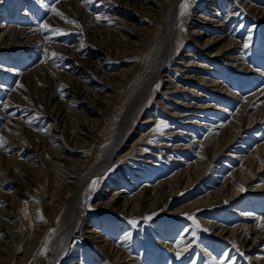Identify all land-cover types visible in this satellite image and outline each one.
Instances as JSON below:
<instances>
[{"label": "rangeland", "instance_id": "1", "mask_svg": "<svg viewBox=\"0 0 264 264\" xmlns=\"http://www.w3.org/2000/svg\"><path fill=\"white\" fill-rule=\"evenodd\" d=\"M187 1L190 3L187 9H185L184 5ZM191 1L193 0H179L176 6V16L178 17L183 9L185 15L180 23H178L176 17V28L182 32L178 41L182 42V44L177 55L174 51L175 47L173 48L172 52L175 59L163 67L161 81L157 77L152 87L137 101L133 112L127 119L126 127L123 123V142L126 148L122 151V154L127 153L134 144H137L142 151H148L152 148L153 150H157L153 153L155 159L147 158L146 160L141 156V159L138 161L140 164L139 167L132 171V179L126 178L127 175L124 173V167L127 169L126 164L121 163L116 168L113 164V166H110L111 168L109 167L110 174L104 180L96 176L95 179L85 185L81 197L84 205L92 202L102 191L107 196H110L116 191L132 196V194L139 192L144 187L154 186L153 184L156 185L161 180L164 181L167 178H172V176L175 178L176 171H179L182 167L185 168L188 165L194 164L199 159L197 153L192 148L189 149L188 145L192 147L195 141H202L206 136L210 135L212 128L217 129L214 133H217L219 128L221 131L222 127L233 121L238 112L241 111L244 100H247V98H253V102H257L255 100L258 99H264V23L262 24V22L256 21L248 11L244 13L241 10H237V12L231 15L227 22L228 6L231 3L234 4L232 0H200L198 2L195 1L194 5ZM245 1L253 2L261 6L264 3V0ZM235 4H238V2ZM192 6L194 7L192 8ZM217 8L219 10L218 12L214 10ZM161 11L165 15L167 14V8L164 7ZM58 12L62 13L63 17L58 15ZM243 13L246 15L245 21L243 20ZM200 14L202 17L203 14L204 17L205 15L208 17L211 15L213 20H218V23H206L203 28V34L205 32L206 34L217 37L221 35H228V37L231 35L234 36L237 43L231 49V57L221 58V56H213V53L199 50L198 42L192 35V31L198 27L197 17ZM97 17H100L101 20L97 19ZM118 19L125 20L123 21L125 26L132 29L133 27L131 25L133 23L137 25L139 21L145 20L143 25L134 28L136 31L133 30L136 37L142 43L149 35L153 37L158 32L157 27L159 23L157 21L148 17L146 13L124 6L116 0H0V138L3 139V145L0 146V188L7 191L10 190V197L14 199V196H19L27 205L29 204L26 203L30 198L29 196L32 197L33 202L42 201L38 211L43 220H49V222L52 220V213L46 211L43 202H48L49 199L55 196V193L51 191L49 186L46 189L44 182L42 185L39 182L36 184V179H33L32 182L35 183L33 194H23L25 188H22L20 183L11 181L13 176H8L6 173L7 166L4 157L14 153V150L9 151V153L6 152L5 144L11 141L13 143H19L21 141V138L16 133L20 119H25L30 115V113H27L30 110L29 103L38 104L42 100V89L45 92L44 100L49 101L52 97V95L50 96L52 94V91H50V88L52 89L51 84L53 88H56L54 91L56 90L60 95L55 102L52 101L51 104L53 106L55 104H64L63 100H60L61 95L67 92L70 87H63L59 92L57 88L60 89L61 86H64L69 78L74 77L77 79L82 76L84 77L86 73H96L98 76L95 77V82L104 83L105 81L101 78L100 72L109 65L114 69L117 67L120 70L127 69V73L130 74V79L133 84H139L142 75H145L146 80H150L151 74L156 71L151 64L153 58L151 45L139 48L142 62L139 61L138 63V58L135 55H125L122 57L121 53L119 56L118 54L117 56L107 54V59H104L101 56L105 55L108 50L116 49L117 53L118 50L120 51V48H115L118 44L112 40L101 44H93L90 41L91 35L96 36L95 34L99 33V27L96 24L101 23L100 25L110 27L115 25ZM69 20L75 21V23H69ZM97 20L99 21L98 23ZM45 24L50 28L62 30V33L57 34L50 30H44L43 26ZM198 29L202 31V28ZM252 30H254V33ZM82 44H89V47L80 49L79 45ZM245 44H248V47H245ZM191 52H197V56L193 58L194 56L189 55ZM53 53L57 55L53 56ZM232 55L234 56L232 57ZM182 57L187 59L188 62L192 60L191 66L183 67L180 65V58ZM100 61L102 62L100 63ZM184 64L188 65L187 62ZM169 65H172V67ZM175 65L182 67L181 71L176 70ZM97 66L99 70L96 69ZM108 73L110 74L111 72ZM168 75L171 76L170 81ZM201 77H205V80H199ZM170 82L175 84L172 85L173 87L182 84V88L185 89L186 87L193 90L189 91L185 89L173 95H177L179 100L183 101L182 104H178L180 106L177 108L184 107L186 109L185 116L188 118L194 117V119H187L186 123L179 122L178 131L180 134L175 135L174 138L169 140L167 147L165 142L168 141V136H164L163 132H160L161 134H158V136L152 135V127L156 125V120L154 121L155 117H151L153 121H148V117L151 114L154 116L155 114H167L166 107H164L163 103L166 101L173 102V99H171L173 95L166 94L165 90L166 85ZM132 91L128 95V90L118 100L116 107L113 109L114 113L107 115V120L108 116L109 120L106 124L103 123L104 125L100 127L103 132L101 134L99 133L100 136L98 135L94 139V145L96 146L95 152L88 166L83 170L82 176L89 174L91 168L97 161L107 157L109 153L116 150L118 140L122 133L120 121L125 107L124 104L133 95ZM218 106L219 108H217ZM245 112V115H249L252 110L247 107L245 108ZM211 113L214 115H211ZM48 118L52 119L51 116ZM36 122L34 123L36 127L42 126L40 122ZM254 125L246 128L247 130L244 134L242 133L241 136L237 137L236 140L238 143L234 142L232 144L233 146L230 148L231 153H228L223 159L215 163L211 173L202 179L203 182L201 181L191 192L185 191L180 196L177 195L179 197L176 206L195 200L198 195H200L198 197L204 196L206 195V191L209 192L211 189L213 190L220 186L219 181L222 178L224 180L225 175H230L233 170L242 166V156L244 154L253 151L258 145L264 146V117ZM209 128L211 129L209 130ZM159 129L163 131L162 128ZM146 132H148V138L139 141L140 134ZM157 143L158 147L153 146ZM159 149H163L161 151L162 156L159 157L160 159L157 155ZM237 149L241 153L232 155ZM167 150H170L168 151L169 153L165 152ZM21 156L27 158L24 152L21 153ZM152 160H159V163H154ZM38 162L40 163V161ZM227 168H230V171ZM105 172L101 176H104L106 174ZM110 180L112 181L109 184L108 182ZM253 184H256V182ZM48 190L50 194L47 192ZM25 204L24 210H28ZM215 207L206 208L196 213H184L182 215H168L166 210L154 216L151 213H140L137 217H127L126 214L120 212H114L111 215L105 209L92 208L91 212H81L78 227L72 229L75 237L69 241L68 245H73L74 240L77 239L75 241L78 247L77 249L83 251V258L88 259L90 264H93V262L100 264V262L109 259L108 255L98 249L95 244L87 240H80L81 228L83 227L84 221L88 225V219L100 217L103 218L106 224L116 221L117 228L114 232H111L107 225H97H100L101 230L103 229L102 231H104L106 236L112 237L113 235L114 241L116 243L118 242L119 246L122 249L124 248V251L130 252L131 261H136V264H258L254 260L250 261L245 256V253H251L253 257L260 254L264 258V238L252 250H245L236 242H231L226 237H217L216 232L212 234L207 231L202 227L203 224L199 220L200 218L202 220L204 218H211L212 221L210 223H213L212 227L225 224L229 228L240 224L249 227L250 224L251 226L254 223L256 225L258 221L263 224L264 191L257 190L252 193H243L228 204H220ZM68 209L66 205L56 218L55 224H48L44 232L46 236L45 243L35 249L33 256L25 264H69L66 262L71 259L68 254L54 260V251L51 248L54 242L62 241L65 237L69 226V220L67 219ZM97 209L98 211L107 213H98ZM192 217L195 219H192ZM132 220L137 222L135 226L130 223ZM122 226L126 227L127 233L124 234L122 232ZM129 233H133L132 237H130V240L129 238L125 239ZM17 248L22 249L23 244ZM182 250H184L183 253L180 252ZM178 253L181 254L176 255Z\"/></svg>", "mask_w": 264, "mask_h": 264}, {"label": "bare ground", "instance_id": "2", "mask_svg": "<svg viewBox=\"0 0 264 264\" xmlns=\"http://www.w3.org/2000/svg\"><path fill=\"white\" fill-rule=\"evenodd\" d=\"M116 1L123 4L124 6L146 13L148 17L157 21L159 23V26L157 27L158 32H156L153 37H150L151 35H149L146 39L143 40L142 43L141 41H139L140 39L136 37L133 30L136 31V29L134 28L143 25L145 20L139 21L137 25H134L133 23L131 25L133 27L132 29L125 26V24L123 23V21L125 20L118 19L116 21L117 25H112V23V26L110 27L100 25L101 23L96 24L99 27V33H96V36L91 35L90 41H92L93 44H101L105 43L106 41L112 40L118 44L115 48H120V51L118 50L117 53L116 49L108 50L105 55L101 56L104 59H107V54L110 56H117L118 54L119 56V54L121 53L122 57L125 55H135L138 58V63L139 61L142 62V57L140 56L141 52L139 51V48H144L151 45V52L153 55L151 64L156 71L155 73L151 74L150 80H146L145 75H142V77H140V83L133 84L130 79V74L127 73V69L120 70L119 67L114 69L111 68V65H109L107 68L105 67L104 70L100 72L101 78L105 81L104 83L95 82L94 79L96 76H98L96 75V73H86L84 77L82 76L77 79L74 77L69 78L64 86H61L60 89L57 88L59 92V90H62L63 87H70L67 92L62 93L61 95L60 100H63V105L55 104L52 106V101L55 102L59 98L58 96H60L56 90V92L54 91V89L56 88H53L52 84V89L50 88V91H52V94H50V96L52 95V97L48 102L44 100L45 92L42 89V100H40L38 104L29 103L30 110H28L27 113H30V115L25 119H20V124L17 125L16 133L17 136L21 138V141L19 143H13L11 141L5 144L6 150H4L6 152L9 153V151L14 150V153H11V155H6V157H4L5 164L7 166L6 173L8 176H13L11 181L20 183L21 187L25 188V192H23V194H33L35 188V183L32 182L33 179H36V184H38L39 182L40 185H42V183L44 182L46 189L48 186L49 188H51V191L55 193V196L49 199L48 202L44 201L43 205L44 208H46V211L52 213V220H50L49 222V220H43V218L41 217V214L38 210L42 201L33 202L32 197L29 196L30 198L26 202L29 204L27 205L24 203L25 201L19 196L15 197L13 195L14 199L13 197H10V190L7 191L0 188V264H25L33 256V252L35 251V249L45 243L46 236L44 235V232L46 231V227H48L49 223L55 224L56 218L66 205L69 208L67 215L69 226L64 239L62 241L54 242L51 247L54 251V260H57L63 255L68 254L69 258L71 259L67 260L66 262L69 264H90L88 259L83 258V251L77 249L78 247L75 242L77 239L74 240L73 245H68L69 241L75 237V233L72 231V229L74 227H78L81 212H91L92 208L97 207L98 209L107 210V212L111 215H113L114 212H120L126 214L127 217H137L140 213H151L154 216L157 215V213L166 210L168 215H182L184 213H196L197 211H201L206 208H212L220 204L226 205L243 193H252L253 191L257 190L264 191V146L258 145L256 148H254L253 151L244 154L243 156L241 155L243 162L242 166L238 169L233 170L230 175H225L224 180L222 178L219 181L220 186L214 188L213 190L211 189V191L209 192L206 191V195L204 196L198 197L200 196L198 195L197 198L195 197V200H191L186 204L176 206L178 197L181 194H183L185 191L191 192L198 184H200L205 176L211 173V170H213L212 168L214 167L215 163L218 162V160L223 159L225 155L231 153L230 148L233 146L232 144L234 142H237V137L241 136L242 133L244 134V132L247 130L246 128L254 125L264 117V99H258L255 100L257 102H253V98H247V100H244L242 108L240 107L241 111L238 112L233 121H231L224 127L221 126V131L219 128L217 133H214V131L217 129L209 128V130L211 129L210 135L206 136L200 142L195 141L196 145L194 144V146L192 147L188 145L189 149L192 148L193 151L197 153L199 159L194 164L188 165L185 168L182 167L183 169L180 168L179 171H176L175 178L173 176L172 178H164V181L161 180L156 185L153 184L154 186L148 188L144 187L139 192L132 194V196L128 195L127 193L122 194V192L116 190V192H113L110 196H107L102 191V193H100V195H98L92 202H88L86 205L82 203L81 197L85 185H87L89 181L95 179L96 176L104 180L105 177L110 174L109 167L113 166V164L115 165V168L119 167L118 165L121 163L126 164L127 169L124 167V173H126L127 175L126 178L132 179V171L136 170L139 167L140 164L138 161L141 159V156H143V159L146 160L147 158L155 159V157H153V153L157 150H153L152 148L148 151H142L140 146L138 147L137 144H134L130 148V151H128L127 153L122 154V151L126 148L125 143L123 142V123L125 126L128 117H130L135 104H137V101L141 98V96L150 87H152L153 83L157 79L161 81V72L163 67L167 63H171L175 59V56L172 52L173 48L175 47L174 51L177 55L182 44V42L178 41L182 32L179 31L180 29L178 30L176 28V6L179 0ZM195 1L198 2L200 0H193L191 1V3L194 5ZM232 1L234 2V4L231 3L228 6L229 10L227 11L226 16L227 22L231 15L237 12V10H241L244 13L245 11H248L251 14V17L255 18L256 21H260L262 22V24L264 23V3L261 6L245 0ZM236 2H238L239 5L235 4ZM186 3L189 6L190 2L187 1ZM164 7L167 8L166 15L161 11ZM193 7L194 6H192V8ZM183 10L177 17L178 23L182 21L185 15ZM214 10L217 12L219 11L218 8ZM244 13L242 15L243 20L245 21L246 15ZM209 16L210 17L205 15L204 17L203 14L202 17V15L200 14L199 17H197L198 27H196L197 29H194V31H192V35L198 42L197 44L199 45V50H202L203 52L205 51L213 53V56H221V58L231 57V49L232 47H235L237 43L233 35L229 37L228 35H221L217 37L206 34L205 32L203 34V28L206 23H218V20H213V17H211V15ZM243 20L241 19V21ZM98 22L99 21L97 20V23ZM109 23L111 22L109 21ZM198 28H202V31ZM248 30L251 31L250 29ZM252 32L254 33V30H252ZM135 41L137 42L135 43ZM86 47H89V44L79 45L80 49ZM163 48L164 50H162ZM197 52H191L189 53V55L192 57L194 56L193 58H195L197 56ZM234 55H232V57ZM162 58H165L164 61ZM180 59V65H182L183 67L191 66L190 64H192V60L188 62V60L183 57ZM101 62L102 61H100V63ZM186 62L188 63V65L184 64ZM169 66L172 67V65ZM132 67L130 68L132 69ZM96 69L99 70V67L97 66ZM175 69L181 71L182 67H180L179 65H175ZM251 70L253 69L251 68ZM108 72L111 73L109 74ZM187 76L190 77L189 75ZM204 78L201 77L199 80L204 81ZM168 79L169 81L171 80L170 75H168ZM172 85L175 84H173V82H170L168 83V85H166V94L173 95L175 93H178V91L185 89L193 91L192 89L186 88L184 85L183 87H185V89L182 88V84L180 86L176 85L174 87ZM128 90V95L131 90H133V95L129 97L128 102L124 104L125 107L123 109V115L120 121L122 133L118 140L116 150L109 153L107 157L97 161L96 164L91 168L90 173L82 176L83 170L88 166V163L95 152L96 146L94 145V139L98 135L100 136V134L103 132L101 131L102 129H100V127L104 125L103 123L106 124L108 122L109 116L107 120V115L114 113L113 109L116 107L118 100L123 95H125ZM171 97V99H173L172 103L167 101L165 103L161 102L164 104V107H166L167 114H155V116L151 114L150 117H148V121H153L151 117H155L154 121L156 120V125L152 127V135L158 136V134H161L160 132H163L164 136H168L167 138L169 139H167L168 141L165 142L167 147L169 145V140L174 138L175 135L177 136L178 134H180V132L178 131L179 122L182 121L186 123L187 119H194V117L188 118L185 116L186 109H184V107L177 108L180 106H178V104L183 103V101L179 100L177 95H173ZM247 107L251 108L252 110L251 114L249 113V115H245V108ZM217 108H219V106ZM211 115L214 114L211 113ZM50 116L52 119L48 118ZM36 121L40 122L42 126L36 127L34 125ZM159 128H162L163 131H161ZM147 133L148 132L140 134L139 141L148 138ZM248 139H250V137H248ZM153 146L158 147V143L156 145L154 144ZM251 149L253 148L251 147ZM161 151H163V149H159L158 154L156 153L158 155V158L162 156ZM168 151L170 150H167L165 152ZM22 152L27 155V158H23L21 156ZM236 153H241V151H238L237 149V151H234L232 155H236ZM38 161H40V163ZM152 161H154V163H159V160ZM104 171H106V174L104 176H101ZM20 178L22 179L21 181ZM29 181H31L30 184ZM111 181L112 180H110L108 183L110 184ZM254 182H256V184H253ZM47 192L50 194L49 190ZM19 193L21 192L19 191ZM102 194L103 196H101ZM177 195L179 196L177 197ZM24 204L26 205L28 210H24ZM98 209L97 212L103 214L104 211H98ZM193 218L194 217H192V219ZM199 221H201V223L203 224L202 227L207 231L211 232L212 234L216 232L215 234L217 235V237H226V239L231 242H236L245 250H252L254 246H256L258 242L262 238H264L263 220V224L259 223L258 221L259 224L257 223L256 225H254V223L253 226H251L250 224L249 227H246L240 224L232 226L230 228L226 224L212 227L213 223H210L212 221L211 218H204L203 220L202 218H200ZM87 223L88 225L85 224V221L83 223V227L81 228L80 240L90 241L91 243L95 244L98 249L108 255L109 259L105 258L106 260L100 262V264H136V261H131L132 258L130 256V252L124 251V248L122 249V247L119 246L118 242L116 243L114 241L113 235L112 237L106 236L104 231H102L103 229L101 230L100 228V225H107L108 229L111 232H114L117 228L116 221L106 224L104 223L103 218L94 217L92 219H88ZM121 230L124 234L127 233V229L125 226H122ZM132 234L130 235V237H132ZM22 244V249L17 248ZM184 250L180 252L183 253ZM245 256L248 257L250 261L254 260L258 264H264V260H262L264 258L260 254H257L253 257L251 253H245ZM93 264H96V262H93Z\"/></svg>", "mask_w": 264, "mask_h": 264}, {"label": "snow or ice", "instance_id": "3", "mask_svg": "<svg viewBox=\"0 0 264 264\" xmlns=\"http://www.w3.org/2000/svg\"><path fill=\"white\" fill-rule=\"evenodd\" d=\"M187 7H188V5H187V3L184 5V8L185 9H187ZM58 15H60V16H62L63 17V14L62 13H57ZM65 19H67L66 17H65ZM97 19H100V17H97ZM69 23H75V21H68ZM43 28H44V30H50V31H53V32H55V33H57V34H61L62 33V30H60V29H54V28H50L48 25H44L43 26ZM245 47H248V44H245ZM53 56H56L57 54L56 53H53L52 54ZM3 145V139L2 138H0V146H2ZM241 190H243V189H241ZM130 223L133 225V226H135L136 225V221L135 220H132V221H130ZM130 233L128 234V235H126V237H125V239H128V238H130ZM177 255H179V253L177 254Z\"/></svg>", "mask_w": 264, "mask_h": 264}]
</instances>
